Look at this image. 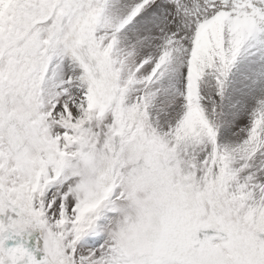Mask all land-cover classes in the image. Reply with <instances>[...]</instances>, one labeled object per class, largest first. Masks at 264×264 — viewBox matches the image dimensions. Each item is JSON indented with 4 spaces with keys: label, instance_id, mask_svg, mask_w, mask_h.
I'll use <instances>...</instances> for the list:
<instances>
[{
    "label": "snow or ice",
    "instance_id": "6c2138e0",
    "mask_svg": "<svg viewBox=\"0 0 264 264\" xmlns=\"http://www.w3.org/2000/svg\"><path fill=\"white\" fill-rule=\"evenodd\" d=\"M0 264H264V0H0Z\"/></svg>",
    "mask_w": 264,
    "mask_h": 264
}]
</instances>
